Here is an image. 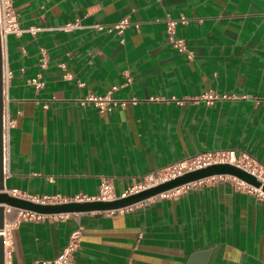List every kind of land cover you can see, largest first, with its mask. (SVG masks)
Segmentation results:
<instances>
[{
  "label": "crops",
  "instance_id": "crops-1",
  "mask_svg": "<svg viewBox=\"0 0 264 264\" xmlns=\"http://www.w3.org/2000/svg\"><path fill=\"white\" fill-rule=\"evenodd\" d=\"M12 5L26 31L2 41L10 71L3 120L13 124L4 131L0 192L70 201L96 196L109 179L120 196L206 151L243 153L264 167V0ZM180 16L186 22L174 36L190 58L167 39L165 19ZM123 19L120 33L113 26ZM208 90L236 97L198 99ZM107 92L126 105L101 112L80 104ZM75 230V264H184L206 248L211 264H264V200L228 176L131 210L23 220L13 230L12 264L53 260Z\"/></svg>",
  "mask_w": 264,
  "mask_h": 264
},
{
  "label": "built area",
  "instance_id": "built-area-1",
  "mask_svg": "<svg viewBox=\"0 0 264 264\" xmlns=\"http://www.w3.org/2000/svg\"><path fill=\"white\" fill-rule=\"evenodd\" d=\"M184 23L186 19L183 16H180L177 19L166 18L165 19V30L167 34V39L171 43V45L179 52L185 53L187 58L191 57V52L187 50L182 39L174 36V27L176 23ZM128 25V21L123 19L116 23L113 28L118 32L122 33L124 28ZM72 24H67L64 28H70ZM26 29H22L19 26V22L17 20L16 13L14 11L12 0H0V37L1 41L6 37V35L11 33L19 34ZM33 31V30H32ZM10 71L4 68L3 64V84L9 80ZM234 95H226V94H217L212 90H208L198 96V99L204 101L205 103H210L215 99H225V98H234ZM244 97V96H240ZM81 105L92 104L99 111H110L117 107H122L126 105L125 100H118L111 96L110 92H107L104 95H95L93 93H88L80 100ZM135 101V100H134ZM13 121L5 122L3 120V129L11 126ZM218 163H229L238 167L243 168L247 172L254 174L261 181L264 180V167L257 164L252 158L247 155L240 153L235 154L232 150H220V151H206L196 154L194 156H190L184 158L175 163L169 164L157 171L147 174L142 177L139 182H135L132 186H130L125 192H123L120 196H126L131 193L138 192L141 189L148 188L155 184L164 182L169 180L175 176L181 175L184 172L191 171L197 168H201L210 164H218ZM215 177V176H214ZM214 177H209L203 180L212 179ZM223 177V176H218ZM229 177V176H228ZM231 180L239 187L247 190L248 192L254 193L256 196L263 198L264 194L260 191L259 188L252 187L234 177H230ZM203 180L196 181L197 183L202 182ZM193 182V183H196ZM188 184L180 185L177 187H173L171 189L165 190L161 193H158L142 202L137 204H142L149 200H159L164 198H171L179 195L183 190H185ZM11 195L18 196L15 190L10 191ZM21 197V196H20ZM23 197V196H22ZM119 196H116L113 190L112 182L109 179H104L101 181L98 189V194L96 196L87 197V198H76V200H102L109 201L114 200ZM30 199L34 202L38 203H55V202H64L62 199H57L55 197L44 196L42 198L39 197H23ZM134 204V205H137ZM134 205L127 206L125 208L119 209L118 211L123 210H131ZM117 211V210H114ZM113 212V211H111ZM67 214H42L35 211L22 209L14 206L3 205V227L0 229V236L2 237L3 244V256H4V264H12V253H13V230L23 220L30 221H41L50 217L56 216H65ZM79 238L78 230H75L71 233L69 240L66 246L62 249L60 254H58L53 260L42 261L41 264H75L73 259V253L75 251V247L77 246Z\"/></svg>",
  "mask_w": 264,
  "mask_h": 264
},
{
  "label": "water",
  "instance_id": "water-1",
  "mask_svg": "<svg viewBox=\"0 0 264 264\" xmlns=\"http://www.w3.org/2000/svg\"><path fill=\"white\" fill-rule=\"evenodd\" d=\"M3 52L0 37V191L4 189L3 184V162H4V129H3ZM214 176L234 177L252 187L259 188L264 193V182L257 179L253 174L246 172L229 163L210 164L201 168L184 172L164 182L155 184L138 192L119 196L114 200H70L55 203H38L20 196H13L0 192V229L3 227V205L14 206L22 209L35 211L42 214H71L88 212H105L125 208L142 202L165 190L180 185L193 183ZM214 250L209 248L197 250L189 254L184 264H211ZM0 264H4L2 237L0 236Z\"/></svg>",
  "mask_w": 264,
  "mask_h": 264
},
{
  "label": "rangeland",
  "instance_id": "rangeland-1",
  "mask_svg": "<svg viewBox=\"0 0 264 264\" xmlns=\"http://www.w3.org/2000/svg\"><path fill=\"white\" fill-rule=\"evenodd\" d=\"M264 178V177H263Z\"/></svg>",
  "mask_w": 264,
  "mask_h": 264
}]
</instances>
